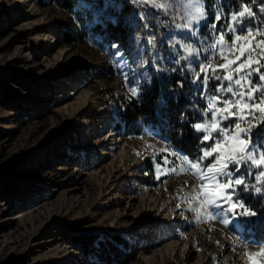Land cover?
Wrapping results in <instances>:
<instances>
[{
    "label": "rangeland",
    "instance_id": "1",
    "mask_svg": "<svg viewBox=\"0 0 264 264\" xmlns=\"http://www.w3.org/2000/svg\"><path fill=\"white\" fill-rule=\"evenodd\" d=\"M130 1L144 11L139 18L150 15L149 20L142 19L145 26L166 27L158 39L176 47L180 63L187 55L183 51L187 43L201 50V61L210 56L204 51L213 43L206 24L218 12L222 17L218 27L247 23L252 30L251 35L245 29L226 37L223 55L235 60L241 56L239 48L245 47L246 61L251 44V67L259 66L257 60L264 65V26L257 27L264 20L262 0L255 5L257 11L251 10L254 17L247 13L239 17L245 7L230 14L206 10L209 20L199 25L193 0ZM105 3L102 10H120L116 0H110L112 6ZM93 4L78 0L77 7L67 10L54 0H0V264H89L75 237L94 234L104 240L113 233L130 244L131 257L125 264H252L253 260L264 264V200L248 197L256 217L228 215V224L209 219L199 185L210 182L195 175L197 171L208 175L205 169H191L192 158L157 130L146 128L140 135L126 136L115 127L119 101L147 78L159 51L156 38L150 36L135 37L136 50L131 54L113 43L129 64L143 62L126 81L117 68L121 59L115 55L117 48L90 29L99 21ZM104 15L114 20L111 12ZM185 25L192 26L196 35ZM63 32L78 33V39L65 43ZM46 35L52 44L42 43ZM235 35L242 40L235 42ZM216 51L203 61L213 69L225 63L219 47ZM183 61L188 70L198 72L195 64ZM243 85L247 87L246 80ZM84 93L89 99L81 106ZM256 116L259 119L260 114ZM254 131L264 143V126ZM165 156L168 164L157 169ZM246 183L261 186L251 176ZM190 204L200 212L191 211ZM207 233L218 241L208 240Z\"/></svg>",
    "mask_w": 264,
    "mask_h": 264
},
{
    "label": "snow or ice",
    "instance_id": "2",
    "mask_svg": "<svg viewBox=\"0 0 264 264\" xmlns=\"http://www.w3.org/2000/svg\"><path fill=\"white\" fill-rule=\"evenodd\" d=\"M193 2L198 5L196 11L199 16L194 17L197 24L208 21L209 13L206 11V0H193ZM108 6H112L110 0H106L105 7ZM260 11L264 12V7H261ZM246 13L248 17L255 16V13L249 8L240 11L238 15L239 17H245ZM231 19L236 21L237 16L233 15ZM221 20L222 17L219 13L214 12L211 15V22L206 24L209 28V39L213 43L208 45V48L204 51L209 52L210 56L214 57L217 54L216 49L219 47V54L225 60V63L219 64L213 69L210 63L203 62L208 61L210 56L204 55L203 61H201V50L194 44L187 43L183 49L187 55H182L181 59L189 62L190 65L195 64L198 72H191L186 80L182 69L174 68L173 71L181 74V79L177 81L179 88L182 89L185 83L191 84L199 89L200 100L206 101L202 106L199 102L190 105L194 113H199V119L196 121L189 120L185 112L180 113L178 117L180 128L177 129V134L182 136L183 125L189 124L193 131L198 134L197 139L204 142L203 146L198 144L197 152L189 167L197 170L203 168L208 173V175H204L200 171L195 173L199 180L210 182L199 185V195L202 197L200 202L206 206L205 210L208 218L219 219L221 223L228 224V215L239 214L246 217H256L258 215L255 210H251L248 197L256 195L264 200V168L260 167L264 165V143L260 142V138L255 136L254 131L264 126V72L261 71L264 65H260V61L257 60L256 64L259 66L256 68L251 67V44L247 48L249 56L246 61L242 60L246 52L245 47L239 48L241 56H237L235 60H230L223 55L222 46L226 37L245 29L251 35L252 30L248 28L247 23H242L239 28L228 24L218 27ZM261 26H264V20L261 21L260 25H257V27ZM184 27L188 28L193 36L196 35V31L193 30L192 26L185 25ZM261 36H264V33H261ZM241 40V35L234 36L235 42ZM261 43H264V40H261ZM112 47L117 48L115 55L121 57L117 62V68L125 80L130 81L135 76L136 68L143 67V62L133 61L132 64H129V59L125 58L124 53L119 51L118 45L113 44ZM238 61L240 62L238 63ZM133 64L136 67H133ZM233 65L236 66L233 68ZM207 70L211 71L210 75ZM221 71L223 74H220ZM254 74H256L255 78ZM244 80L247 81L246 88L243 85ZM148 81L151 82L150 77ZM227 94H230V96ZM130 95L132 97L140 95L138 82H136L135 87H130ZM242 100L246 102L242 103ZM161 103L166 105V101H161ZM219 104H222V106H218ZM256 113L260 114L259 119ZM209 120L211 123L208 122ZM199 134H202V136ZM257 148L260 149L259 152H257ZM161 151L167 152V149H161ZM172 155L180 154L172 153ZM183 159L187 161L189 158L184 156ZM168 162V157L165 156L155 167L160 169L162 165L168 164ZM253 165L256 166L255 169H253ZM248 176H251L261 186L246 183V177ZM176 207H179V205H176ZM189 207L193 212H200V208H192L191 204ZM238 209L241 210L239 213ZM252 264H256V261L253 260Z\"/></svg>",
    "mask_w": 264,
    "mask_h": 264
},
{
    "label": "trees",
    "instance_id": "3",
    "mask_svg": "<svg viewBox=\"0 0 264 264\" xmlns=\"http://www.w3.org/2000/svg\"><path fill=\"white\" fill-rule=\"evenodd\" d=\"M54 1L67 10L78 6V0ZM86 1L93 2V8L99 13V21L93 24L90 29L102 41L110 44L116 43L131 54L136 50V44L133 42L135 37L150 36L156 38L154 42L157 51H159L156 62L152 65L149 64L147 78L138 82L140 83V95L138 97L129 95L128 98L119 101L120 110L115 127L122 128L123 134L126 136L140 135L146 128L157 130L176 150L193 158L197 152L198 144L202 145V140L197 139L198 134L189 124H184L183 135H178L177 129L180 128L178 117L181 112H185L189 120H198L199 113H194L190 105L199 102L202 106L204 103L200 100L199 89L195 86L188 83H185L182 89L177 86L181 74L173 69H182L186 80L192 71L188 70L183 60L180 63L179 58L175 56V46L161 44L159 41L158 36L161 37L162 32L166 33V27L163 26L159 29L156 28L157 26H153V23L151 26H145L143 20H149L150 15L144 14L143 20L139 18V13L144 11L134 7L130 0H116L121 3L119 11L110 10V8L102 10L103 0ZM206 3L207 11L213 13L216 9H220L228 14L238 11L242 7L257 11L255 5L260 4L259 0H206ZM108 12L112 13L114 20L105 19L106 15L104 14ZM76 34L78 33L63 32L65 43L77 40ZM149 77L151 78L150 83ZM161 101H166V105ZM74 240L82 247L83 255L88 259L89 264H125L131 257L130 244L119 233H113L111 238L104 240L94 234L79 235ZM93 258L96 259L95 262L90 261Z\"/></svg>",
    "mask_w": 264,
    "mask_h": 264
},
{
    "label": "bare ground",
    "instance_id": "4",
    "mask_svg": "<svg viewBox=\"0 0 264 264\" xmlns=\"http://www.w3.org/2000/svg\"><path fill=\"white\" fill-rule=\"evenodd\" d=\"M42 43H45V44L49 43V44H52L53 41L51 40V37H50L49 35H46V37H43V39H42ZM36 47L38 48L39 45H38V46L36 45ZM88 99H89V96H88L87 93H84V94L80 95V103H79V104H81V106L85 105V104L87 103ZM81 108H82V107H81ZM104 119H105V118H104ZM106 120H107V119H106ZM99 124H100V126H101L102 122L100 121ZM85 128H86V129L88 128V125H87V124L85 125ZM205 237H206L208 240H210V241H211V240L218 241V239H217L214 235H212V234H208V233H207V234H205ZM171 245H172V244H171ZM172 246H173V245H172ZM166 249L169 250V247H167Z\"/></svg>",
    "mask_w": 264,
    "mask_h": 264
}]
</instances>
